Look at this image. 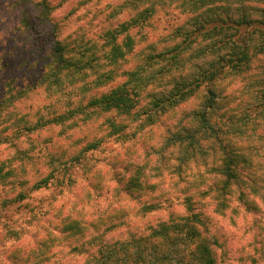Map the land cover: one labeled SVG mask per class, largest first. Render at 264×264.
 <instances>
[{
    "label": "clouds",
    "instance_id": "9594fccd",
    "mask_svg": "<svg viewBox=\"0 0 264 264\" xmlns=\"http://www.w3.org/2000/svg\"><path fill=\"white\" fill-rule=\"evenodd\" d=\"M108 2L85 25L104 3L31 0L50 40L0 91V264H264V0Z\"/></svg>",
    "mask_w": 264,
    "mask_h": 264
},
{
    "label": "rangeland",
    "instance_id": "374dc122",
    "mask_svg": "<svg viewBox=\"0 0 264 264\" xmlns=\"http://www.w3.org/2000/svg\"><path fill=\"white\" fill-rule=\"evenodd\" d=\"M79 1L80 0H74L76 7L67 10L65 20L76 15L79 9L83 8L86 4L93 3V0H89L88 2L85 1L84 3L83 1ZM9 2L10 5L4 7V0H0V54H2L3 59V71H0V90H3L4 83L10 79L7 82V96L9 95V84L13 87L19 88L21 81H23L24 84L28 83L27 78L30 73H36L37 68L39 67V62L33 60V58H39V56L42 55L43 49L47 46L50 40V37L47 36L48 29L43 19L40 18L39 13L30 11L29 5L31 0H9ZM65 2H67V0H65ZM95 2L104 3L105 7L103 9H97L91 21L87 19L90 14L88 10L80 12V14L76 16L75 23L83 20L85 25H91L101 17H103L102 22L109 18L114 19V12H107V15H105L106 10L111 7V3L108 2V0H95ZM67 26L69 25H65V27ZM146 35L148 36L149 41L154 39L152 35L147 33ZM156 39H158V37H156ZM4 41L7 43L5 44ZM171 44L172 42L169 41L168 45ZM51 51L52 50L49 49V56ZM44 69L46 70L47 66ZM46 93V88L43 89V93L37 90L36 94L31 98L33 104H38L43 99H46ZM17 99L23 100L24 96L17 97L13 102H17ZM183 107L184 105H181L177 108V111L181 112ZM47 127L53 134H58L60 131L58 122L49 123ZM27 131L31 132L32 130L27 129ZM0 149H2V146H0ZM2 154L3 152L0 150V155ZM193 168H195V162H193ZM209 175H211V173H209ZM158 179V177H153V180ZM166 182H170V178H166ZM136 205L137 202L134 199L123 201L125 210L135 209ZM142 211L145 213H155L158 212L159 209L157 207L153 209H147V207H145ZM211 211L215 215H220L216 208H212ZM238 218L242 222L243 213H240ZM225 219H227V224L229 226H236L231 218L221 216V220Z\"/></svg>",
    "mask_w": 264,
    "mask_h": 264
},
{
    "label": "trees",
    "instance_id": "16d2710c",
    "mask_svg": "<svg viewBox=\"0 0 264 264\" xmlns=\"http://www.w3.org/2000/svg\"><path fill=\"white\" fill-rule=\"evenodd\" d=\"M83 1V3L85 2V1H89V0H80L79 2H82ZM23 22V21H22ZM25 22V21H24ZM121 27L122 28H124V27H126L125 25H121ZM241 27L242 28H244L245 27V24H244V22L242 21L241 22ZM108 35L109 36H111L113 39L115 38V36H114V34H112V33H108ZM227 38V37H226ZM127 42V46L128 47H131V44H132V40H131V37H125L124 38V41H121V43H124V42ZM169 47L171 46V45H168ZM55 49H56V52H59L60 51V49H59V47L58 46H56V45H54L53 46ZM112 52H113V54L114 55H116V54H119V49L117 48V49H112ZM51 54H50V56H53L54 55V53H53V51H51L50 52ZM246 58V57H245ZM46 67V66H45ZM44 71L45 72H47V69L45 70L44 69ZM10 80V79H9ZM8 80V81H9ZM8 81H6V83H4V87H3V90L1 89L0 91H3V93H4V99L7 101V100H14V99H16L17 97H21V96H23L22 95V93L19 91V88L18 87H13L11 84H9V89H8V93H9V95L7 96L6 95V93H7V82ZM18 88V89H17ZM15 90V91H14ZM120 99H122V98H120ZM182 105V104H181ZM181 105H177V108L178 107H180ZM0 173H3V169L2 168H0ZM7 176H11L12 175V173L11 172H8L7 174H6ZM225 175H227L228 177H229V179H231V177H232V175H233V173L231 172V162H226L225 163ZM2 179H4V175H0V180H2ZM47 181L46 180H42V181H40V185H42L43 183H46ZM39 186V185H38ZM137 185H136V182L135 181H132L130 184H129V188H133V187H136ZM227 188H228V184L227 183H225L224 184V186H223V188L221 189V191L222 192H226L227 191ZM24 198V195L21 193L20 195H18L15 199L16 200H22ZM190 206V205H189ZM156 206L155 205H149V206H147V209H153V208H155ZM220 207L221 208H223V207H225V205H223V204H221L220 205Z\"/></svg>",
    "mask_w": 264,
    "mask_h": 264
}]
</instances>
